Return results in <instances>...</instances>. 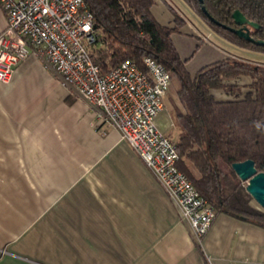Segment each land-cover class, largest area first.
I'll list each match as a JSON object with an SVG mask.
<instances>
[{
	"label": "crops",
	"instance_id": "obj_1",
	"mask_svg": "<svg viewBox=\"0 0 264 264\" xmlns=\"http://www.w3.org/2000/svg\"><path fill=\"white\" fill-rule=\"evenodd\" d=\"M173 8L152 12L174 26ZM0 264H264V226L220 212L198 237L120 130L31 54L0 81Z\"/></svg>",
	"mask_w": 264,
	"mask_h": 264
},
{
	"label": "trees",
	"instance_id": "obj_2",
	"mask_svg": "<svg viewBox=\"0 0 264 264\" xmlns=\"http://www.w3.org/2000/svg\"><path fill=\"white\" fill-rule=\"evenodd\" d=\"M185 1L220 37L240 48L264 53L263 45L210 20L200 0ZM85 2L94 15L96 37L90 50L101 72L126 59L141 66L144 56L162 63L178 83L179 104L174 107L178 136L172 139L179 154L177 166L217 213L264 226V210L252 204L247 182L233 167L234 162L250 158L264 171V62L235 54L193 72L187 66L189 58L181 56L173 39L186 22L175 8V25L169 26L153 14L155 0ZM204 6L217 20L232 26V14L240 9L260 24L251 27L252 35L264 39V0H204ZM242 76L251 80L246 90Z\"/></svg>",
	"mask_w": 264,
	"mask_h": 264
},
{
	"label": "built area",
	"instance_id": "obj_3",
	"mask_svg": "<svg viewBox=\"0 0 264 264\" xmlns=\"http://www.w3.org/2000/svg\"><path fill=\"white\" fill-rule=\"evenodd\" d=\"M0 5L6 16L0 81L11 82L16 66L31 54L54 68L62 84L94 106L99 121L120 130L202 237L217 212L179 169L176 144L159 126L172 84L164 65L144 56L141 66L126 59L102 73L90 50L96 34L85 0H0Z\"/></svg>",
	"mask_w": 264,
	"mask_h": 264
},
{
	"label": "rangeland",
	"instance_id": "obj_4",
	"mask_svg": "<svg viewBox=\"0 0 264 264\" xmlns=\"http://www.w3.org/2000/svg\"><path fill=\"white\" fill-rule=\"evenodd\" d=\"M173 3L177 4L179 8L184 12L182 15L185 16V19L193 22V28L196 35L185 34L179 37V33H174V39L176 43L179 45L184 56L189 57L187 66L188 68L195 72L200 67L209 64L217 59L225 57L227 53L225 50L221 49L224 47L228 52L232 55L240 54L244 55L243 51H239L236 45L231 42L225 40L216 34L210 26L199 17L196 12L190 7V5L185 0H171ZM198 28V29H197ZM202 34V35H201ZM206 35V36H203ZM201 36V37H200ZM248 55L246 58L252 60H258L264 62V53L257 51H244ZM177 86L178 83L176 79H173L172 84L167 92V95L164 96L165 100V109L159 115L158 123L163 132L169 135L173 140L177 139L178 136V127L175 119V110L174 107L176 104H179V100L177 98ZM253 205L263 209L254 199L251 200ZM264 210V209H263Z\"/></svg>",
	"mask_w": 264,
	"mask_h": 264
},
{
	"label": "water",
	"instance_id": "obj_5",
	"mask_svg": "<svg viewBox=\"0 0 264 264\" xmlns=\"http://www.w3.org/2000/svg\"><path fill=\"white\" fill-rule=\"evenodd\" d=\"M203 10L207 16L216 24L222 25L227 29L234 31L238 36L245 38L247 41L254 42L264 46V39L255 38L250 26L259 28L260 24L249 19L240 9H236L233 14V20L236 26L227 25L214 16H212L204 6V0H200ZM233 167L239 177L247 182L246 189L251 194L253 199L264 209V171H259L256 167V162L253 159H246L233 163Z\"/></svg>",
	"mask_w": 264,
	"mask_h": 264
},
{
	"label": "flooded vegetation",
	"instance_id": "obj_6",
	"mask_svg": "<svg viewBox=\"0 0 264 264\" xmlns=\"http://www.w3.org/2000/svg\"><path fill=\"white\" fill-rule=\"evenodd\" d=\"M234 26L238 27L237 25H234ZM251 27H252V26H250V29H251ZM253 28H254V27H253Z\"/></svg>",
	"mask_w": 264,
	"mask_h": 264
}]
</instances>
